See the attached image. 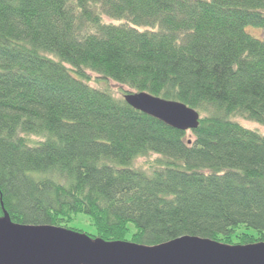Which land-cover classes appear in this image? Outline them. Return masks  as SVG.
Segmentation results:
<instances>
[{
  "label": "trees",
  "instance_id": "16d2710c",
  "mask_svg": "<svg viewBox=\"0 0 264 264\" xmlns=\"http://www.w3.org/2000/svg\"><path fill=\"white\" fill-rule=\"evenodd\" d=\"M125 93L183 104L198 127ZM239 120L264 127V0H0V218L148 247L264 244V135Z\"/></svg>",
  "mask_w": 264,
  "mask_h": 264
},
{
  "label": "water",
  "instance_id": "95a60500",
  "mask_svg": "<svg viewBox=\"0 0 264 264\" xmlns=\"http://www.w3.org/2000/svg\"><path fill=\"white\" fill-rule=\"evenodd\" d=\"M123 99L134 110L174 130L198 127L199 115L183 104L146 93H129ZM0 264H264V244L224 246L194 237L156 247L109 243L51 226L16 225L3 212Z\"/></svg>",
  "mask_w": 264,
  "mask_h": 264
},
{
  "label": "rangeland",
  "instance_id": "374dc122",
  "mask_svg": "<svg viewBox=\"0 0 264 264\" xmlns=\"http://www.w3.org/2000/svg\"><path fill=\"white\" fill-rule=\"evenodd\" d=\"M105 23H109L108 20H105ZM259 30V29H257ZM256 30V28H252V27H247L245 29V31L254 37H257L256 35L258 34V31ZM260 31V30H259ZM90 79H92V81L89 82L90 86L99 90H106L108 89L111 93V95H113L114 97H120V93L121 92H126L127 89H125L124 87H120L119 85L112 83V82H102L101 79H99L97 76L95 75H91L89 74ZM243 127H245L246 129L255 131L261 135H264V127L257 125L255 123L252 122H247L244 120H239L238 121ZM155 159V157H151L149 158V161H153ZM146 162L147 159H138V161L136 162V168H140L143 169L144 166H146ZM75 227H78L80 230L84 231L87 234H94L93 229L89 226L88 222L86 221V218L82 215H79L76 219V221L72 224Z\"/></svg>",
  "mask_w": 264,
  "mask_h": 264
},
{
  "label": "bare ground",
  "instance_id": "6f19581e",
  "mask_svg": "<svg viewBox=\"0 0 264 264\" xmlns=\"http://www.w3.org/2000/svg\"><path fill=\"white\" fill-rule=\"evenodd\" d=\"M128 93H125L124 95H127Z\"/></svg>",
  "mask_w": 264,
  "mask_h": 264
}]
</instances>
